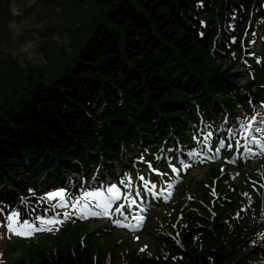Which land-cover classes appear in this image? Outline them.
Listing matches in <instances>:
<instances>
[{"label":"trees","instance_id":"trees-1","mask_svg":"<svg viewBox=\"0 0 264 264\" xmlns=\"http://www.w3.org/2000/svg\"><path fill=\"white\" fill-rule=\"evenodd\" d=\"M98 1L109 8L91 27L73 62L52 81L36 82L17 108L0 114V201L9 202L2 206L7 213L15 208L10 204L17 203L18 193L28 196L27 189L40 178L60 180L56 174L76 171V163L83 170L99 162L126 167L140 143L155 148L169 130L188 140L185 124L198 120L197 107L204 116L218 120L223 108L234 112V101L248 107V97L242 96L246 88L264 100V53L260 67L254 64L255 79L238 85L243 72L232 73L233 66H240L238 38L249 16L252 29L256 20L264 21V0ZM225 194L215 198L212 207L232 208L233 197H240L237 191ZM195 206L209 212L199 201L173 209L189 214L195 213ZM219 212L212 214L218 225L211 227L208 217L194 214L204 238L198 249H182L165 234L151 233L180 256L161 258L147 252L137 254L134 264H264V204L248 203L247 213L226 225ZM231 224L237 233L229 234L227 242L218 244L214 235V241L206 238ZM87 250L63 247L36 264H103ZM0 264H34V260L5 259Z\"/></svg>","mask_w":264,"mask_h":264},{"label":"rangeland","instance_id":"rangeland-1","mask_svg":"<svg viewBox=\"0 0 264 264\" xmlns=\"http://www.w3.org/2000/svg\"><path fill=\"white\" fill-rule=\"evenodd\" d=\"M3 2L4 0H0V13ZM108 8V4L98 0H8L7 9L0 24V114L4 110L10 111L11 107L17 108L22 99L28 98L29 91L33 89L36 82L48 83L58 77L76 58L78 51L90 35L91 27L103 18ZM250 19L249 16L247 21ZM228 24H235V21ZM245 29L246 23L241 32L242 36L238 39L239 42L245 38ZM261 31L262 27H258L254 48L257 54L263 55L264 37L259 38ZM25 44L29 46L22 49ZM245 45L243 42L240 46L244 48ZM243 69L237 64L233 66L232 73H242ZM241 75L237 80L238 85L247 81L244 72ZM260 80L262 77L258 81ZM237 104L234 101V112H238ZM99 112L101 113V108L97 111V115L100 116ZM216 162L197 169L192 178L180 181L179 188L174 193L175 198L182 200L190 198L207 207L209 209L207 213L196 206L194 211L198 216L208 217L210 227L214 224L218 225L216 220H213L212 214L217 215L220 210V220L226 225L231 223V218L236 219L242 212L246 214L248 203L251 206L257 201L264 203V161L261 162V166H256L258 162L255 161L238 171L235 169L233 177L224 178V180H220L222 173L228 169L234 171V166L224 161ZM76 164L77 168L82 169V165ZM40 173L50 179L58 177L60 180L46 182L40 178L35 187H32L38 191L42 190L41 187L46 189L56 185L64 178V174H56V177L52 173L50 176L47 170H40ZM258 183L263 188H258ZM232 191H237L240 195V197H233L232 208L212 207V201L215 198ZM14 209L26 212L22 204ZM63 211L65 210L60 212ZM1 213L7 212L0 209V217ZM195 213L181 214L167 208L150 209L145 213V224L139 230L120 228L112 222L110 227H106L108 221L105 218L78 219L74 222L68 219L62 223L60 233L35 232L28 237L9 233L6 226L1 225L0 258L9 259L14 263L34 260L36 264L40 257L56 253L63 247L70 251L80 249L82 252L88 248L87 251L90 252L93 260L101 261L103 264H134L137 254L146 252H152L161 258L176 257L180 254L172 253V247L168 242H159L151 233L158 231L165 234L169 240L171 238L172 241H170L175 246L182 249L186 247L187 250L192 247L198 249L204 238L196 227L198 225L195 222H198V219L194 217ZM231 225L228 230H216L206 238L214 241V235L218 244L227 242L230 240L229 234L235 236L237 233V228L234 224ZM239 225L245 226L242 221ZM97 230L99 231L96 236H89L91 232ZM189 233H191L190 236H188Z\"/></svg>","mask_w":264,"mask_h":264},{"label":"snow or ice","instance_id":"snow-or-ice-1","mask_svg":"<svg viewBox=\"0 0 264 264\" xmlns=\"http://www.w3.org/2000/svg\"><path fill=\"white\" fill-rule=\"evenodd\" d=\"M255 120V117H252L249 119L247 122H242L238 128L231 129V133L233 136H241V138L244 141V148L245 151L251 154V148L248 147L249 144H253L256 142V136L252 135L253 131L254 132H261L260 128H255L253 129V121ZM211 135V133H209ZM237 147L241 146V140L237 139L235 141ZM221 146H223V142H221ZM231 146V145H229ZM218 151V150H217ZM151 167V166H149ZM175 171V169H173ZM141 180H144L143 177H140ZM121 183H124V181H121ZM145 186H147L148 181L144 180ZM155 187V185H153ZM107 196L103 191H86L83 193V195L79 198L75 199V202L72 203V207L76 208L79 205L80 212L82 214H91L92 216H109V207L111 206V203L114 200H119L121 199L120 195V189L116 185H111L107 187ZM70 195V194H69ZM139 195V193H137ZM247 195V194H245ZM47 199L49 201L59 198V201L62 202L66 198V193L63 190H57L53 192H49L46 194ZM92 198L96 200L95 207L100 208V212H92L89 208V205L87 203L88 199ZM123 199L128 202V206L131 207L132 205L136 204V201L134 199H130L129 195H124ZM190 199V198H189ZM57 205H53V207H56ZM125 207L124 204H121L120 207L116 208L115 211L117 213H121V210ZM243 211V209L241 210ZM65 218L67 219L69 217L68 213H64ZM135 218V217H134ZM137 219L136 224H131L127 225L128 227L131 228H136L139 226L140 221H142V217L135 218ZM37 220L39 221L38 225L34 226V223L29 222L27 219H24L22 222L19 220V213L13 211L10 215L6 217V222L5 226L8 230L9 233L18 235V236H31L35 232H42V231H53V230H58L54 229L52 227H48L49 225H57L59 223H62V221L57 220V219H44L41 217H37ZM118 225L120 224V221H115ZM141 251H144V249H141Z\"/></svg>","mask_w":264,"mask_h":264},{"label":"bare ground","instance_id":"bare-ground-1","mask_svg":"<svg viewBox=\"0 0 264 264\" xmlns=\"http://www.w3.org/2000/svg\"><path fill=\"white\" fill-rule=\"evenodd\" d=\"M27 43V42H26ZM29 45L28 44H25L22 46V49H25L27 48ZM222 114L221 112L218 113L217 117H221ZM77 171V170H76ZM83 172L86 173L87 177H91V178H96L98 176V173L96 170H94L93 168H87L85 170H82ZM69 182V179L68 178H65L63 181L59 182V183H68ZM58 184V183H57Z\"/></svg>","mask_w":264,"mask_h":264},{"label":"water","instance_id":"water-1","mask_svg":"<svg viewBox=\"0 0 264 264\" xmlns=\"http://www.w3.org/2000/svg\"><path fill=\"white\" fill-rule=\"evenodd\" d=\"M7 4H8V0H4L3 2V6H2V9H1V13H0V24L4 18V15H5V12H6V9H7Z\"/></svg>","mask_w":264,"mask_h":264}]
</instances>
